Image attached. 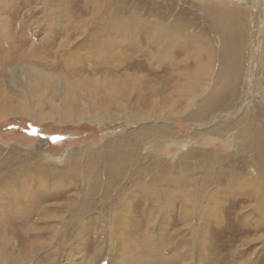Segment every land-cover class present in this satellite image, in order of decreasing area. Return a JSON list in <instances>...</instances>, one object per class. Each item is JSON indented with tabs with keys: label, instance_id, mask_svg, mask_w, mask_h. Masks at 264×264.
I'll return each instance as SVG.
<instances>
[{
	"label": "rangeland",
	"instance_id": "obj_1",
	"mask_svg": "<svg viewBox=\"0 0 264 264\" xmlns=\"http://www.w3.org/2000/svg\"><path fill=\"white\" fill-rule=\"evenodd\" d=\"M23 66L63 79L78 111L113 119H30L28 106L49 111L60 97L41 80L35 90L22 84ZM231 83L236 94L226 108L194 117L216 85ZM219 93L220 106L227 92ZM126 110L160 116L126 125L116 117ZM2 111L0 264H16L15 255L19 264H264V0H0ZM146 125L169 126L174 136L157 146L155 133L137 135ZM29 150L43 165L49 159L51 184L28 172ZM179 156L194 166L193 208L178 193L148 198L126 180L117 196L88 179L89 158L128 168ZM211 162L225 173L220 183L206 171ZM27 203L43 212L22 217ZM23 238L38 244L28 256Z\"/></svg>",
	"mask_w": 264,
	"mask_h": 264
},
{
	"label": "bare ground",
	"instance_id": "obj_2",
	"mask_svg": "<svg viewBox=\"0 0 264 264\" xmlns=\"http://www.w3.org/2000/svg\"><path fill=\"white\" fill-rule=\"evenodd\" d=\"M227 1H230V2H233V1H235V2H237V1H241V0H227ZM242 2V1H241ZM89 56V55H88ZM221 64H222V61L220 62ZM240 63L238 62V65H239ZM238 65H236V67L238 66ZM224 66V65H223ZM225 67V66H224ZM240 67H241V65H240ZM239 66L237 67L238 68V70H239V68H240ZM172 68V67H171ZM171 68H169L168 67V69H170V70H172ZM222 68V67H221ZM220 68V69H221ZM175 69V68H174ZM219 69V70H220ZM238 70H236L234 73V78H233V80H234V82H233V84L235 83V81H236V79H237V77L239 76V74L241 75V73H239L240 71H241V69L238 71ZM222 71V70H221ZM224 72H225V70H224ZM219 73H221V72H219ZM16 74L19 76L20 74H22V77H24V82H22V84H24L25 82H26V80H28L30 83L29 84H31V88H33L34 90H35V87L37 86V84L38 83H40L38 80H41V83L40 84H43V85H46V86H48V87H50L51 88V90L53 91L52 93L53 94H55V93H57L58 95H59V97H60V104L58 103H54V102H52L53 103V105H52V107L50 108V110L49 111H43L42 109H38V110H36V109H33L32 107H29L28 106V108L26 109V111H25V115L27 116V117H29L30 119H32V120H35V121H40V120H43V119H51V118H53V120L54 121H58V122H62V121H76V120H87V121H89V122H95V123H98V124H104V125H107V121H109L110 120V118L111 119H113V117H114V115H112V114H110V113H108L109 115H103V114H101V112H99V111H94V109H89V108H87L86 109V111H84V109H80L79 111L71 104V100H72V98L70 97V96H68L67 95V92L66 91H64V84H65V81L63 80V79H61V78H59V77H54V76H50V75H47V74H45V73H43L42 71H40L39 69L37 70L36 68H34V67H32V66H23L21 69H20V71H17L16 72ZM176 76H177V72H176V74H175ZM219 75H221V74H219ZM218 76V75H217ZM227 76H229V75H227ZM220 77H223V76H220ZM225 78H227V77H225ZM229 78H230V76H229ZM229 78H227V79H229ZM220 80V79H219ZM232 80V81H233ZM21 81V80H20ZM226 82V81H225ZM28 83V82H27ZM216 83H218V82H216ZM222 83V82H221ZM20 84V83H19ZM236 84V83H235ZM225 85V84H224ZM21 86V85H20ZM68 87V86H67ZM70 87V86H69ZM68 87V88H69ZM239 87V86H238ZM235 87L234 86H232V83H231V86H230V88H228V89H226V87L225 86H215L214 87V89L212 90V92H210V93H208L207 94V96H206V98L205 99H203V101H200L201 103H199V111H197V113H195V114H193L194 115V117H197V118H201V116L203 115V114H207V113H210V112H212L215 108H216V106L218 107V108H226L228 105H229V103L231 102V100H233V98L235 97V94H236V89H234ZM237 88V87H236ZM239 89V88H238ZM224 90L227 92L226 94H227V98H226V100L223 102V104H220V106L219 105H217V104H215L214 102H215V100H214V98L215 97H217V95L218 94H220L219 92H224ZM50 92V91H49ZM41 97L43 96L42 94L40 95ZM219 97V96H218ZM44 98V97H43ZM46 99V98H45ZM241 100V99H240ZM106 101V100H105ZM171 103H175V102H171ZM207 104H212L211 106H207L208 108H206V105ZM42 105V104H41ZM237 108V107H236ZM229 109V108H228ZM260 110V109H259ZM224 111V110H223ZM12 113H17L16 111H11ZM11 112H9V113H11ZM135 114H134V116H133V111H131V110H129V111H125L124 113H120V114H118V115H116V117L117 116H119L120 117V119H123V123L124 124H132V123H137V122H139V121H141L142 119H150L151 117H153V118H158L160 115V113L158 112L157 114H156V112H148V113H146V115H141V114H138V112L136 113V112H134ZM152 114V113H154V116L152 115H150V114ZM205 114V115H206ZM164 115H165V113H164ZM192 115V116H193ZM237 115V114H236ZM3 116H5V113L2 111V112H0V118L1 117H3ZM220 117V116H219ZM205 118V117H204ZM194 119H196V118H194ZM203 119V118H202ZM211 119V118H210ZM209 119V120H210ZM245 119V118H244ZM207 122V121H206ZM245 128V127H244ZM248 128V127H247ZM143 129H145V130H143ZM156 130H159V133L156 131ZM260 131V130H259ZM133 132V131H132ZM131 132V133H132ZM137 135H150V134H152V135H154V133L156 134V135H154V136H156V139L154 140L155 141V143H156V145L157 146H160L165 140H167L168 139V137L169 136H174V130L171 128V127H169V126H166V125H146V126H143V128L141 129V130H138L137 132ZM254 133V132H253ZM256 133V132H255ZM259 134H260V132H259ZM249 136V135H248ZM254 136H255V134H254ZM257 136V135H256ZM131 137H133V136H131ZM251 137V136H250ZM259 137V136H258ZM260 138V137H259ZM262 138V137H261ZM250 139V138H249ZM247 141V140H246ZM154 143V144H155ZM260 143V142H259ZM249 146V145H248ZM29 153H30V156H28L27 158L29 159V160H31V162H32V160H33V163H31L30 164V166H29V168H28V172L30 173V175L31 176H33L34 178V180H35V182H37L38 184H40V185H42V184H44V183H47V184H49L50 182H51V174H50V165L49 164H47L46 162H48L49 161V159L47 158V157H45V159H46V162H45V165H43V164H41V162H42V156L43 155H38V153L37 154H35L34 152H32L31 150H29ZM17 157V160L19 161V162H22L21 160V156H16ZM26 157V156H25ZM73 157V156H72ZM182 160L184 161V163L182 162ZM188 160V159H187ZM12 161V160H11ZM51 161H53L52 159H51ZM55 161V160H54ZM58 161V160H57ZM56 161V162H57ZM75 162H77V160H74ZM73 160H71V161H69V163L70 164H72L73 162H74ZM90 166H89V169L91 170V172H92V176H90L91 178H88V179H90V180H92L94 183L95 182H98V181H100V182H102L101 184H103L104 185V183H105V186H103V191H105V192H109V191H115V195H117L118 196V194L117 193H119V190L120 189H123V187L124 186H126V184L128 183V182H126V180H129V181H131V182H133V184H135V185H137L138 186V188H141V189H143L145 192H146V194H144L145 196H147L148 198H151V196H154L155 198H157L158 200H160V198H161V195H163V196H166V195H168V194H173V193H178V195L180 196V197H182L183 196V198H184V200L186 201V202H189L190 204H191V206H190V208H193L192 206H193V204H192V200H191V197L192 196H194L195 195V192H196V183H195V179H194V173H195V171H194V169H193V167L192 168H190L189 166V163L186 161V160H184V159H182V157H180L179 156V161H176V162H171V163H168V164H163V162H161V161H157V162H154V163H147V164H141V165H139V164H137V165H131V167H128V168H126V165H117V164H114V163H106V164H103V165H99L97 162H91L90 161V158L86 161ZM29 163V162H28ZM27 163V164H28ZM53 163V162H52ZM68 163V165H70ZM191 163V162H190ZM162 164V165H161ZM24 166H25V164H23ZM208 165H209V167L206 169V171L208 172L209 171V173L211 172L212 173V182H213V180H215L216 182V184L217 183H220L221 181H223L222 179L224 178V177H226L225 176V173H222L221 175L220 174H218L217 173V171L216 170H214V165H213V163L211 162V163H208ZM28 166V165H27ZM64 166V165H63ZM66 166H67V164H66ZM61 167V166H60ZM67 168H68V166H67ZM30 169V170H29ZM52 169V168H51ZM60 169V168H59ZM87 169L88 168H85L84 170L85 171H87ZM1 170V169H0ZM68 170V169H67ZM223 170V169H222ZM226 170V169H225ZM74 172V171H73ZM72 172V173H73ZM90 172V173H91ZM89 173V174H90ZM217 173V174H216ZM85 174V175H84ZM86 174H87V176H88V173L87 172H84V173H79L78 174V177L80 176H86ZM213 174H214V176L215 177H213ZM22 175V174H21ZM71 174H69V177H71L70 176ZM228 175V174H227ZM4 176V174H1V171H0V180L2 179V177ZM24 176V175H23ZM31 176H29V177H31ZM77 176V175H76ZM229 176V175H228ZM22 177V176H21ZM25 177V176H24ZM16 178H18V177H16ZM28 178V177H27ZM215 178V179H214ZM20 180V179H19ZM23 180V179H22ZM30 180V179H29ZM60 180V179H59ZM59 180H57V182L59 181ZM145 180H148L149 181V183L148 184H146V185H144L143 184V182H145ZM225 180V179H224ZM231 180V179H230ZM64 181V180H63ZM68 181V180H67ZM87 181V180H86ZM28 182V181H27ZM56 182V183H57ZM60 182H62V181H60ZM59 182V184H61ZM119 183V186H116L115 185V183ZM37 183H35V187H36V184ZM55 183V184H56ZM249 183V182H248ZM26 184V183H25ZM28 184V183H27ZM51 184V183H50ZM58 184V185H59ZM63 184V183H62ZM97 184V183H96ZM128 185V184H127ZM143 185V186H142ZM20 186V185H19ZM23 186V185H22ZM27 186H29V185H26V187ZM60 186V185H59ZM157 186H159V188L158 189H155V187L157 188ZM34 187V189H36ZM39 187V186H38ZM42 187H44V186H42ZM55 187V186H54ZM62 187V186H61ZM64 187V186H63ZM13 188V187H12ZM16 188V187H15ZM24 187H22V189H23ZM29 188H30V186H29ZM65 188V187H64ZM102 188V187H101ZM255 188V187H254ZM25 189V188H24ZM33 189V188H32ZM253 189V188H252ZM19 190V189H18ZM17 190V191H18ZM56 190V189H55ZM100 190V189H99ZM255 191H256V193H258V194H256V193H254L255 195H256V197H258V195H260V193L262 192V189L261 188H259V186H257L256 187V189H254ZM1 191V190H0ZM10 191V190H9ZM16 191V192H17ZM21 191V190H20ZM19 191V192H20ZM23 191H26V190H23ZM100 191H102V190H100ZM5 192V191H4ZM14 192H15V190H14ZM22 192V191H21ZM30 192V191H29ZM61 192V191H60ZM90 192V191H89ZM88 192V193H89ZM92 192V191H91ZM107 192V193H108ZM133 192V190L131 191V193ZM11 193H13V192H11ZM40 193V192H39ZM129 193V192H128ZM130 193V194H131ZM1 194V193H0ZM17 194H18V192H17ZM25 194V193H24ZM23 194V195H24ZM27 194V193H26ZM25 194V195H26ZM30 194H32V195H35L36 193H30ZM30 194H27V198L29 197L28 195H30ZM38 194V193H37ZM136 194V193H135ZM11 195V194H10ZM44 195V194H43ZM56 195V194H55ZM120 195V194H119ZM123 195V194H122ZM122 195H121V197H122ZM177 195V196H178ZM13 196V195H12ZM39 196V195H38ZM49 196H51L50 194H49ZM86 196V195H85ZM84 196V197H85ZM127 196V195H126ZM128 196H130V195H128ZM134 196V195H133ZM31 197V196H30ZM54 197V196H53ZM89 197V196H88ZM123 197H125V196H123ZM1 198V197H0ZM20 198V197H19ZM36 198V197H35ZM48 198H50V197H48ZM126 198V197H125ZM5 199V198H4ZM26 199V198H25ZM29 199H32V198H29ZM109 199H111V198H109ZM116 199V198H115ZM6 200V199H5ZM4 200V202H6ZM8 200H10V199H8ZM8 200H7V202H8ZM18 200V199H17ZM35 200V199H34ZM48 200V199H47ZM143 200H144V198H143ZM28 201V200H27ZM32 201V200H31ZM111 201H113V199L111 200ZM0 202H2L1 200H0ZM10 202V201H9ZM29 202V201H28ZM35 202V201H34ZM34 202L32 203V205H35L34 204ZM45 202V201H44ZM145 202V201H144ZM156 202V201H155ZM15 203H16V200H15ZM30 203V202H29ZM29 203H27V204H29ZM36 203V202H35ZM49 203V202H48ZM116 203V202H115ZM8 204V203H7ZM6 204V205H7ZM37 204V203H36ZM53 204V203H52ZM10 205H11V203H10ZM9 205V206H10ZM47 205V204H46ZM106 205V204H105ZM2 206V205H1ZM5 206V205H4ZM3 206V207H4ZM13 206V205H12ZM23 206V205H22ZM25 206V205H24ZM48 206V205H47ZM127 206V205H126ZM131 206H133V205H131ZM130 206V207H131ZM41 207H44V205L43 206H41ZM61 207V206H60ZM111 207V206H110ZM10 208V207H9ZM50 208V207H49ZM51 208H52V206H51ZM134 208V207H133ZM1 209H3V208H1ZM8 209V208H7ZM11 209V208H10ZM10 209H8V210H10ZM23 209H24V207H23ZM125 209V208H124ZM4 210H5V212H6V209L4 208ZM3 210V211H4ZM17 210H18V208H17ZM16 210V211H17ZM22 210V209H21ZM20 210V211H21ZM41 210V209H40ZM39 210V211H40ZM46 210V209H45ZM129 210H130V208H129ZM132 210V209H131ZM152 210V209H151ZM2 211V212H3ZM11 211V210H10ZM13 211V210H12ZM19 211V212H20ZM22 211H24V210H22ZM39 211L37 210V208H36V206H30V204L28 205V207H26V210H25V212H23V216L22 217H26V218H28L29 216H34V214H36V212H38L39 213ZM42 211V210H41ZM47 211H49V210H47ZM82 211V210H81ZM123 211V210H122ZM135 211V210H134ZM14 212V211H13ZM43 212V211H42ZM65 212V211H64ZM125 212V211H124ZM128 212V211H127ZM15 213V212H14ZM37 213V214H38ZM45 213V212H44ZM47 213V212H46ZM49 213V212H48ZM3 214V213H2ZM2 214H0V215H2ZM17 214V213H16ZM19 214V213H18ZM131 214V213H130ZM148 214V213H147ZM9 215V214H8ZM7 215V216H8ZM13 215V214H12ZM20 215V214H19ZM21 215H22V213H21ZM43 215V214H42ZM41 215V216H42ZM46 215V214H45ZM77 215V214H76ZM83 215V214H82ZM115 215V214H114ZM116 215H117V213H116ZM115 215V216H116ZM5 216H6V214H5ZM18 216V215H17ZM62 216V215H61ZM119 216V215H118ZM145 216V215H144ZM1 217V216H0ZM3 217V216H2ZM9 217V216H8ZM47 217V219H48V216H46ZM52 217V216H51ZM148 217V216H147ZM10 218H12V217H10ZM14 218H16V215H15V217ZM30 218V217H29ZM28 218V219H29ZM34 218V217H33ZM37 218H38V216H37ZM39 218H41V217H39ZM79 218V217H78ZM81 218H83V216L81 217ZM109 218V217H108ZM23 219V218H22ZM43 219V218H42ZM46 219V220H47ZM51 219V218H50ZM77 219V218H76ZM34 220V219H33ZM45 219H44V221H46ZM122 220V219H121ZM128 220V219H127ZM3 221H5V220H3ZM2 221V222H3ZM6 221H7V219H6ZM11 221H12V219H11ZM21 221V220H20ZM29 221H31V220H29ZM37 221V220H36ZM35 221V222H36ZM39 221V220H38ZM37 221V222H38ZM108 221V220H107ZM138 221V220H137ZM147 221V220H146ZM145 221V222H146ZM2 222H1V224H2ZM8 222H9V220H8ZM14 222V221H13ZM12 222V223H13ZM34 222V221H33ZM21 223H23V222H21ZM29 223V222H28ZM48 223V222H47ZM49 223H50V221H49ZM107 223V222H106ZM120 223V222H119ZM6 224H7V222H6ZM11 224V223H10ZM14 224H17L16 222L14 223ZM108 224V223H107ZM111 224L113 225V222L111 221ZM117 224V223H116ZM121 224V223H120ZM22 225V224H21ZM31 225H32V223H31ZM38 225V224H37ZM146 225H147V223H146ZM6 226V225H5ZM50 226V225H49ZM118 226V225H117ZM15 227V226H14ZM27 227V226H26ZM38 227V226H37ZM120 227V226H119ZM118 227V228H119ZM146 227V226H145ZM28 228V227H27ZM46 229L45 230H47V229H50V227L49 228H47V226L45 227ZM109 228V227H108ZM114 228V227H113ZM16 229V228H15ZM42 229V228H41ZM110 229V228H109ZM133 229V228H132ZM43 230V229H42ZM51 230V229H50ZM101 230V229H100ZM102 230H103V228H102ZM16 231V230H15ZM104 231V230H103ZM14 232V231H13ZM131 232V231H130ZM17 233H19V228H17ZM115 233V232H114ZM128 233V232H127ZM132 233V232H131ZM25 234V233H24ZM40 235V233H37V234H35V235ZM48 234V233H47ZM125 234V233H124ZM138 234V233H137ZM193 234V233H192ZM9 235V234H8ZM11 235V234H10ZM13 235V234H12ZM26 235V234H25ZM38 235V236H39ZM112 235H113V233H112ZM136 235V234H135ZM3 236H5V235H3ZM40 236H42V235H40ZM137 236V235H136ZM6 237V236H5ZM8 237V236H7ZM6 237V238H7ZM11 237V236H10ZM21 237V236H20ZM24 237V236H23ZM110 237V236H109ZM129 237V236H128ZM132 237V236H131ZM0 238H1V235H0ZM16 238H17V235H16ZM29 238V237H28ZM34 238V237H33ZM140 238H143V237H141L140 236ZM111 239V238H110ZM145 239H146V237H145ZM172 239V238H171ZM8 240V239H7ZM34 240V239H33ZM132 240V239H131ZM16 241V240H15ZM2 242V241H1ZM8 242V241H7ZM10 242V241H9ZM3 243V242H2ZM24 245V255H26V256H28V255H30V254H32V252L33 251H35V249H38V244H36L35 243V241H32V240H29V239H25V238H23V242H22ZM141 243V242H140ZM140 243H138V244H140ZM7 244V243H6ZM129 244V243H128ZM132 244V243H131ZM144 244V243H143ZM151 244H152V242H151ZM3 245V244H2ZM8 246H9V243L7 244ZM6 245V246H7ZM154 245V244H153ZM1 246V245H0ZM125 246H126V243H125ZM129 246V245H128ZM139 246V245H138ZM149 246V245H148ZM155 246V245H154ZM132 247V246H131ZM130 247V248H131ZM3 248H5V247H3ZM3 248H2V250H3ZM129 248V247H128ZM127 248V249H128ZM139 248V247H138ZM141 248V247H140ZM155 248V247H154ZM6 249V248H5ZM20 249V248H19ZM23 249H21V250H23ZM100 249V248H99ZM1 250V249H0ZM14 250V249H13ZM133 250V249H132ZM141 250H143L144 251V249H141ZM153 250V249H152ZM152 250H150L151 252H152ZM155 250V249H154ZM11 251H12V249H11ZM142 251V252H143ZM146 251V250H145ZM3 252V251H2ZM7 252H9L8 250H7ZM16 252V251H15ZM20 252V251H19ZM99 252V251H98ZM137 252V251H136ZM148 252V251H147ZM155 252V251H154ZM153 252V253H154ZM156 252H158V250L156 251ZM14 253V252H13ZM35 253V252H34ZM149 253V252H148ZM17 254V253H16ZM22 254V253H21ZM36 254H37V252H36ZM139 254H141L140 252H139ZM146 254V253H145ZM186 254V253H185ZM49 255V254H48ZM17 255H15V257H16ZM22 256V255H21ZM142 256V255H141ZM15 257L13 258L12 257V260H10V261H15L14 263H16V264H19V262L17 263V261H18V257H16L17 259H15ZM8 258H9V255H8ZM145 258V257H144ZM6 259H7V257H6ZM11 259V258H10ZM9 260V259H8ZM9 261V262H10ZM19 261H20V258H19ZM26 261H28V260H26ZM5 262V261H4ZM23 262V261H22ZM149 262V261H148ZM6 264V263H5ZM29 264V263H28Z\"/></svg>",
	"mask_w": 264,
	"mask_h": 264
},
{
	"label": "built area",
	"instance_id": "obj_3",
	"mask_svg": "<svg viewBox=\"0 0 264 264\" xmlns=\"http://www.w3.org/2000/svg\"><path fill=\"white\" fill-rule=\"evenodd\" d=\"M241 1H246V0H241Z\"/></svg>",
	"mask_w": 264,
	"mask_h": 264
}]
</instances>
